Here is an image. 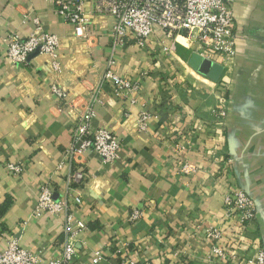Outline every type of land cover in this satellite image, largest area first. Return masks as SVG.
<instances>
[{"label": "crops", "instance_id": "obj_1", "mask_svg": "<svg viewBox=\"0 0 264 264\" xmlns=\"http://www.w3.org/2000/svg\"><path fill=\"white\" fill-rule=\"evenodd\" d=\"M0 233L41 261L60 255L63 217L36 211L39 186L53 179L56 197L66 191L69 166L58 164L72 141L77 112L52 91L59 85L72 97L90 100L93 130L109 127L120 141L119 157L103 164L89 155L88 182L71 191L81 195L79 216L89 232L81 236L72 264H123L126 258L151 264H246L264 247V0L234 5L239 34L231 72L213 80L196 71L187 41L160 30L145 45L114 44L112 17L87 5L86 31L78 40L72 27L44 0H0ZM39 19L61 38L53 57L33 53L27 65L7 60L2 39L26 37ZM94 34V36H92ZM163 45L170 52L160 49ZM131 81L136 89L116 94L106 75ZM216 82V83H215ZM212 83L217 89L213 90ZM100 100H97L96 97ZM95 99L97 101H95ZM220 100L218 104L217 100ZM94 100V101H93ZM149 115L146 130L134 118ZM8 163H20L13 175ZM186 164L196 170L187 173ZM226 187L255 198L254 220L239 227L224 205ZM138 210L140 217L132 220ZM208 229L221 237L207 236ZM228 254L218 259L213 246Z\"/></svg>", "mask_w": 264, "mask_h": 264}, {"label": "built area", "instance_id": "obj_2", "mask_svg": "<svg viewBox=\"0 0 264 264\" xmlns=\"http://www.w3.org/2000/svg\"><path fill=\"white\" fill-rule=\"evenodd\" d=\"M44 1L51 4L57 16L72 27L73 35L78 40L88 38V35L93 33L91 30L86 31L89 24L86 10L89 5L94 15L114 19L111 30L115 45H125L132 41L145 45L149 39H154L160 30L165 37L174 39L177 43H180L179 38L186 40L192 53L222 65L224 73L231 72L236 62L239 34L234 5L238 0ZM35 24L34 32L25 38L12 32L2 39L7 45V60L12 64L27 65L30 55L38 51L51 55L54 59L52 65L57 69L59 64L56 52L61 38L55 32L44 30L37 18ZM163 43L164 41H161V51L169 53L171 49ZM109 74L106 78L115 82L117 95L127 96L136 89L131 81ZM52 91L60 100L71 101L73 111L77 112L72 141L65 148L64 158L58 164L59 169L64 164L70 167L64 180L66 191L62 197H56L53 179L43 182L39 186L35 207L37 212L63 217L64 240L60 255L41 261L32 251L20 246L16 238L4 240L3 233H0V264H72L79 257L81 236L89 232V227L86 218L79 216L83 199L81 195H73L71 191L85 186L88 182L84 166L89 155L98 156L102 163L107 165L119 157L120 141L117 134L106 126L92 129L91 121L95 112L90 100L79 95L72 97L59 85L52 86ZM96 99L100 100L98 96ZM148 119L149 115L143 112L133 120L140 130H146ZM7 167L13 175H19L23 171L20 163H8ZM183 170L190 173L194 172L196 167L186 164ZM224 205L229 217H237L241 229L245 228L247 222L254 220L257 213L255 198L242 188L226 187ZM140 215V212L135 210L131 219L136 220ZM206 233L210 238L219 239L222 232L218 229H208ZM213 253L220 260L228 258V254L221 246L214 245ZM101 259L102 254L97 251L92 262L97 264ZM123 264L151 263L126 258ZM246 264H264V247H259L255 259L249 260Z\"/></svg>", "mask_w": 264, "mask_h": 264}, {"label": "water", "instance_id": "obj_3", "mask_svg": "<svg viewBox=\"0 0 264 264\" xmlns=\"http://www.w3.org/2000/svg\"><path fill=\"white\" fill-rule=\"evenodd\" d=\"M39 53L36 51L35 54ZM189 64L199 73L208 76L213 80H218L223 72L222 65L214 63L207 59H202V57L196 53H192Z\"/></svg>", "mask_w": 264, "mask_h": 264}, {"label": "rangeland", "instance_id": "obj_4", "mask_svg": "<svg viewBox=\"0 0 264 264\" xmlns=\"http://www.w3.org/2000/svg\"><path fill=\"white\" fill-rule=\"evenodd\" d=\"M180 39H181V38H179V41H180ZM187 45H189V43H188V42H187ZM217 81H218V80H217ZM215 83H216V82H215ZM215 83H212V88H213V90H214V89H215V90L217 89V87H216V84H215ZM217 101H218V104H219V103H220V100L218 99Z\"/></svg>", "mask_w": 264, "mask_h": 264}, {"label": "trees", "instance_id": "obj_5", "mask_svg": "<svg viewBox=\"0 0 264 264\" xmlns=\"http://www.w3.org/2000/svg\"><path fill=\"white\" fill-rule=\"evenodd\" d=\"M3 208H0V215H2V213H3Z\"/></svg>", "mask_w": 264, "mask_h": 264}]
</instances>
